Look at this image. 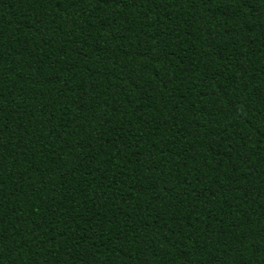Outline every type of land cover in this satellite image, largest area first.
<instances>
[{
    "label": "trees",
    "instance_id": "obj_1",
    "mask_svg": "<svg viewBox=\"0 0 264 264\" xmlns=\"http://www.w3.org/2000/svg\"><path fill=\"white\" fill-rule=\"evenodd\" d=\"M0 264H264V0H0Z\"/></svg>",
    "mask_w": 264,
    "mask_h": 264
}]
</instances>
